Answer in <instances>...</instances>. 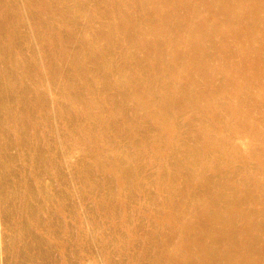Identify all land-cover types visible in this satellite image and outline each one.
Here are the masks:
<instances>
[{
	"label": "bare ground",
	"instance_id": "1",
	"mask_svg": "<svg viewBox=\"0 0 264 264\" xmlns=\"http://www.w3.org/2000/svg\"><path fill=\"white\" fill-rule=\"evenodd\" d=\"M256 33L264 0H0L7 264H264Z\"/></svg>",
	"mask_w": 264,
	"mask_h": 264
},
{
	"label": "rangeland",
	"instance_id": "2",
	"mask_svg": "<svg viewBox=\"0 0 264 264\" xmlns=\"http://www.w3.org/2000/svg\"><path fill=\"white\" fill-rule=\"evenodd\" d=\"M179 2H183L184 0H178ZM188 11H185V10H180V11H178L177 12V15H176V21L177 22H179L180 23V20L182 21L184 18H185V16H186V13H187ZM212 20H215V18L214 19H212ZM141 21H142V23L144 22V18H141ZM176 24V23H175ZM188 23L186 22V23H184V25H183V27H182V29H184V30H186V29H188ZM174 36L176 37L177 36V38H180L179 37V31H178V29L174 32ZM252 38L253 39H256V41L258 42V43H260V42H262V41H260V40H263L264 41V34H258V33H256L254 36H252ZM252 38H249V41H250V43H251V45H253V42H252ZM228 41V40H227ZM229 42V41H228ZM184 43L183 42H180V43H178L177 45H175V47H174V45H173V48H175L174 50H179V51H182V50H185L186 49V47H185V49H184ZM168 47V44L166 45V47H165V49H166V52L169 50H172V48H167ZM248 53H249V55H250V59H251V61H249V63L251 64L252 62H253V64L255 65V60L257 59V56L255 55L254 56V53H253V51L252 50H250V48L248 49ZM254 57V58H253ZM196 58L197 57H195L194 58V55L193 56H186L185 57V61H192V60H196ZM248 72H251V70H250V68H248ZM258 75V76H257ZM259 75L260 74H255L254 72H253V75H252V79H254L255 81H257V82H260L259 81ZM159 82H161L162 83V86L164 85V80H163V82H162V80H160ZM245 82H246V80H244V81H240L239 82V84L238 85H241V87L242 86H244L245 88H247V87H250V84L249 85H246L245 84ZM243 88V87H242ZM253 91H251V93H252V96H253V98L256 100V101H262L263 102V97H264V87L263 86H261V87H258V85L254 88V89H252ZM263 93V94H262ZM255 94H256V96H255ZM240 95H243V92H241L240 93ZM256 97V98H255ZM258 99V100H257ZM244 137V138H243ZM243 138V139H242ZM236 142L238 143V144H243L244 146H245V149H247V146H248V142H249V137H248V135H244V136H242L241 138H239V137H236ZM149 161H152V159L150 160L149 159ZM148 168H150V165L147 167V169ZM118 198V197H117ZM116 198V199H117ZM92 200H94L95 201V198H90L89 200H88V202H90V203H92ZM118 200L119 201H121L119 198H118ZM77 207H78V212H80V214H81V218L80 217H78V219L77 220H72L71 218H67L65 215H63L62 217H64V221L66 222V223H69V225H72L73 226V231H74V229H75V231H74V233H76L78 236H80L81 237V239H82V242H84V240L86 239V237H87V233L89 232V230L91 229V227H90V225H89V221L88 220H86L87 218L86 217H88V214H86L85 213V205H83L82 203H79L78 205H77ZM66 218V219H65ZM104 222H105V219H104ZM82 225H83V227H82ZM79 228V230H77ZM1 231H3V227L0 225V232ZM85 231V232H84ZM2 233V232H1ZM85 233V234H84ZM67 236V235H66ZM57 254V256H58V254H59V252H57L56 253ZM95 257H97V258H90V257H88V259H86V257L84 258L85 260H83L82 261V263L81 264H101V263H103L104 262V259H106V256L104 255V253L102 254V252H100V253H98V255H96ZM91 259V260H90ZM93 260V261H92ZM0 264H7V262H6V255L3 253V249H2V244H0ZM57 264V263H56ZM61 264V263H60Z\"/></svg>",
	"mask_w": 264,
	"mask_h": 264
}]
</instances>
